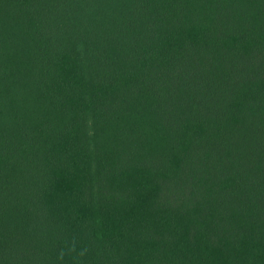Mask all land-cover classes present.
Wrapping results in <instances>:
<instances>
[{"label":"trees","instance_id":"obj_1","mask_svg":"<svg viewBox=\"0 0 264 264\" xmlns=\"http://www.w3.org/2000/svg\"><path fill=\"white\" fill-rule=\"evenodd\" d=\"M0 264H264V0H0Z\"/></svg>","mask_w":264,"mask_h":264}]
</instances>
